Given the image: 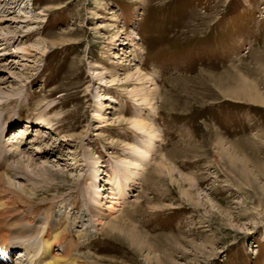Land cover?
I'll list each match as a JSON object with an SVG mask.
<instances>
[{
    "label": "rangeland",
    "instance_id": "rangeland-1",
    "mask_svg": "<svg viewBox=\"0 0 264 264\" xmlns=\"http://www.w3.org/2000/svg\"><path fill=\"white\" fill-rule=\"evenodd\" d=\"M250 87L264 97V0H0V147L26 135L5 146L20 169L4 183L37 213L10 246L37 248L54 204L92 264H264V104L243 99ZM149 132L147 172L117 193L112 169L134 171ZM113 192L127 201L110 217L150 249L106 224Z\"/></svg>",
    "mask_w": 264,
    "mask_h": 264
},
{
    "label": "bare ground",
    "instance_id": "bare-ground-1",
    "mask_svg": "<svg viewBox=\"0 0 264 264\" xmlns=\"http://www.w3.org/2000/svg\"><path fill=\"white\" fill-rule=\"evenodd\" d=\"M147 76H149V75L146 74V76H143V89L141 88L142 91H139V94H142V95H140L142 99H143V97L146 99H149V101H147V100H145V101L150 103L151 101L154 100L155 91L152 89L148 90V91L144 90V86L150 84V80H151L150 77L148 79ZM239 91L245 92L244 90H239ZM246 91H248L249 93H247V95H245V96L243 95V93L241 95L240 92L237 93V95L235 94V96H232L230 94V92H227L226 95L227 96L230 95V97H233L235 99H241V97L244 96L243 99L247 97L251 101H253V103L255 102L256 104L257 103H261L262 105L264 104V97L258 93L256 88L250 87L249 89H246ZM105 99L109 100L107 97ZM101 108H104L103 105H101ZM104 116H105V114L99 115L98 119L99 120H105L106 117H104ZM132 123H133L132 125L134 127L133 129H135L137 132H140V133L151 128V127H149L150 126L149 120L146 121L145 118L141 117L140 115L137 116L136 118H134ZM47 124H48L47 122L43 123V125L41 126V129L47 130L45 128V126H47ZM22 130H23L22 128H18L16 130H13L11 132L12 135L8 140L10 142V144H7L8 142H6V144L4 143L5 146L8 145L12 148V147H14V145L12 143H14L15 146H19V144L22 143V141L24 139L23 135L25 134V132ZM142 134H144V133H142ZM18 137L21 140H19V139L16 140V138H18ZM146 137H147L146 143L144 142L143 145L137 146L136 147L137 151H136L135 155L132 157V160L129 159L130 161L127 162V164L133 166L134 169H132V170H134V171H131V169H128V171H127L124 168L123 169H118V168L112 169L113 177H114V179L115 178L117 179V181L115 182V186H117L116 189H118L117 193L121 192L124 194L125 190H123V188L128 189V188H130V183H134L137 180H139L138 177H141V175H139L138 172H142L143 175H144V173L147 172V170H148L147 168H148V166L150 164V160H151L150 157H151V154H152L153 149H154L152 144H154V141L156 139H158L159 135H157L155 132H149L148 136L146 135ZM5 146L2 145V147H0V229H1L0 230V248H3L5 251H10V250L14 249L15 247L10 246V244L8 242V237L6 238V236H8L12 233L15 236L21 237V236L25 235L26 233H29V232L32 233L29 226L32 225L37 213L35 212L36 210L35 211L32 210V212L24 210V209L22 210L23 207L32 204L31 203L32 200L26 198V196L18 194L17 192H14V191L7 190L5 188L4 177L7 176L8 173H10L11 171L16 172V170L18 168L20 169V167H17L16 170H14V169L11 170L7 166L6 161H7V159L11 158L12 156H10L11 154H8V150L6 149ZM131 147H133V146H131ZM156 160L154 161V163L156 162ZM227 161H228L229 167L232 165V168L235 170L234 165L238 164L237 163L238 160L236 158H228ZM239 164H242V161H240ZM17 165H19V164H17ZM95 172L97 173V174H95V176H98L99 172H101V171L97 170ZM157 172H158V170H157ZM247 174H249V172H247V171H241V173L239 172V175L241 176V178L244 181L248 180V178L246 176ZM135 175H137L138 177ZM147 178H149V177H147ZM86 179L88 180V179H90V177L88 176V178H86ZM149 179H151V178H149ZM141 185H142V183H141ZM95 190H96V192L93 191V193L95 194L96 197L100 196L101 191H103V190H100V188L95 189ZM23 192L27 193L25 191H23ZM114 193L115 192L110 194L111 200H112L111 204H113V205H109L105 209V211H107V214H108L105 218L106 224L108 226L111 225L113 228L120 229L119 230L120 232L124 231L127 234H129L128 239H130V242H132L133 244H138V248L145 250L146 247H149L148 249H150V246H148L145 243L142 244L140 242V238L138 236V235H140L139 234L140 232L138 230H136L133 226L128 225L129 223H127V222L117 223L118 220L121 221V219H123L125 217L122 213H121L122 216H120V217L117 216L116 214L119 215V212H121L120 209L121 210L123 209L122 206L126 203L127 200L126 201L124 200V197H125V195H124V197H122V199L124 201H122V203L121 202L118 203L117 202L118 200L115 199L117 197V195ZM8 194H10L11 197H9ZM53 205L46 212L47 216L44 219V221L41 222L43 227H42V233H40L41 236H40V248H39V250L33 252V255L31 256L32 259H31L28 248H25V247L23 248L27 253L26 260L31 259L30 264H92L86 260V258H87V257H85L86 255L83 256V254H81V251H80L81 248H79V247H82V244L80 242H77V240H75V238H73V236L70 234V232H67V228L63 223V222H65L64 218L62 216H60L58 214V212L54 213L55 211H54ZM116 205L118 207H116ZM73 208H76V206H74ZM108 211L117 212V213L114 215L112 214L113 216L110 217ZM8 219H10L9 222H11V223L15 222V225L11 226L12 228L9 225H7L8 222H6V221ZM23 221H25L27 226L28 225L29 226L27 227L25 225V223H23ZM102 222L103 221H100L101 224H102ZM117 224H119V227ZM6 226H8V228H6ZM31 228H32V226H31ZM84 235H86V233L78 235V240L80 239V237H82ZM67 238H69V240H68V243H66L67 241L65 242L66 245H64V247L62 246V249H63L62 254L61 255H55L54 247H57L60 243H63V241H65ZM147 260L149 261V259H147Z\"/></svg>",
    "mask_w": 264,
    "mask_h": 264
}]
</instances>
